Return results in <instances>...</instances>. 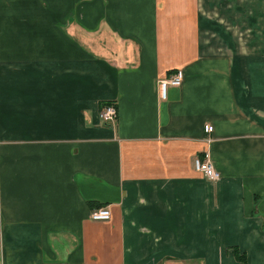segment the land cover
Segmentation results:
<instances>
[{"label":"crops","instance_id":"crops-1","mask_svg":"<svg viewBox=\"0 0 264 264\" xmlns=\"http://www.w3.org/2000/svg\"><path fill=\"white\" fill-rule=\"evenodd\" d=\"M0 264H264V0H0Z\"/></svg>","mask_w":264,"mask_h":264},{"label":"built area","instance_id":"built-area-1","mask_svg":"<svg viewBox=\"0 0 264 264\" xmlns=\"http://www.w3.org/2000/svg\"><path fill=\"white\" fill-rule=\"evenodd\" d=\"M184 80V72L179 70L173 76L163 79L160 82L161 85V94L162 98L166 99L167 97V89L169 87H179L182 85ZM99 117L104 124H110L117 120L118 118V108L115 103H109L103 106L102 110H100ZM204 130L207 134L212 133L214 131L213 126L205 125ZM195 170L198 173H201L206 178L212 181H216L219 179L220 175L215 170L214 166L211 163L210 154L206 153L204 158H196L195 159ZM91 219L93 221H108L111 219V211L107 208H101L92 212Z\"/></svg>","mask_w":264,"mask_h":264},{"label":"trees","instance_id":"trees-1","mask_svg":"<svg viewBox=\"0 0 264 264\" xmlns=\"http://www.w3.org/2000/svg\"><path fill=\"white\" fill-rule=\"evenodd\" d=\"M236 256L238 259H241V256L238 253H236Z\"/></svg>","mask_w":264,"mask_h":264}]
</instances>
